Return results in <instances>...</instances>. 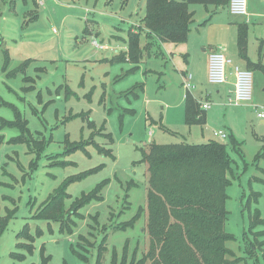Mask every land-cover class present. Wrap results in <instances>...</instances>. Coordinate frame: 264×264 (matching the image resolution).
I'll return each mask as SVG.
<instances>
[{"label": "rangeland", "instance_id": "374dc122", "mask_svg": "<svg viewBox=\"0 0 264 264\" xmlns=\"http://www.w3.org/2000/svg\"><path fill=\"white\" fill-rule=\"evenodd\" d=\"M250 4L263 12L260 0H247V10ZM189 8L194 15L186 42L146 47L142 31V56L131 63L127 36L142 25L145 0H0V224L8 222L0 234V264H41V247L50 264H97L102 240L99 264H112L113 253L118 263L138 259L149 248L148 170L140 162L142 152L151 142L197 144L210 139L226 144L231 161L224 229L232 239L226 246L242 264H264L263 238L260 246L251 245L256 243L253 233L262 227H249L255 208L264 220V158L256 157L264 144V118L258 116L264 110V76L253 71L251 102L228 104L232 94L227 90L233 87L208 82L204 49L228 35L233 47L224 53L231 60L228 78L233 65L244 68L233 29L245 17L231 15L225 6L213 14L212 5ZM259 43L250 35L247 46L253 57ZM5 54L8 71L22 63L24 70L7 77L1 70ZM185 74L191 75L189 90L183 87ZM186 91L199 107L210 104L206 124H185ZM13 107L20 113V127L1 125L15 120ZM215 130L227 137L215 136ZM65 139L91 142L86 146L89 156L81 150L63 155ZM93 144L111 148L115 159L98 153ZM59 161L69 163L52 166ZM99 164H104L100 170L67 188L66 209L101 180H110L101 190V201L77 210L82 218L70 214L76 224L69 223L71 233L60 230L61 222L39 216L65 177ZM251 192L259 197L248 206ZM132 219V225L123 226ZM25 224L30 234H42L35 236L32 254L17 260L9 254Z\"/></svg>", "mask_w": 264, "mask_h": 264}, {"label": "trees", "instance_id": "16d2710c", "mask_svg": "<svg viewBox=\"0 0 264 264\" xmlns=\"http://www.w3.org/2000/svg\"><path fill=\"white\" fill-rule=\"evenodd\" d=\"M191 4L223 7L227 6L228 0H145L142 25L136 28L137 32H131L127 36L129 61L138 63L142 56L140 53L142 31L147 41L146 47H149L150 43L154 45L157 42L174 44L186 42L194 15L189 8ZM208 20L209 18L202 24ZM246 43L247 27L245 24H239L237 27L239 55L246 60L247 66L252 71H259L264 76V63L261 60L252 62L248 59ZM8 64V55L5 54L1 70L6 71L7 77L23 71L25 66V63H22L14 70L8 71ZM13 110L15 120L1 121V125L20 127L18 124L20 113L15 107ZM184 122L188 126L203 125L206 122L204 110L199 107L198 101L190 91H186L184 96ZM20 129L23 130V128ZM108 137L111 143L113 141L111 134ZM262 140L264 141V138ZM65 143L66 148L63 155L81 150L89 156L86 146L92 144L91 142L71 143L65 139ZM233 143L235 144L234 139H232ZM93 146L98 153L115 159L111 148L98 144H93ZM256 157L257 159L264 158V144ZM140 162L147 163L148 170L146 228L149 235V248L138 259L133 257L129 264H146L147 261L150 264H242L243 259L235 257L226 246V242L232 239V236L224 229L228 215L225 207L226 188L230 184L228 175L231 172V161L226 144L215 140L197 144L151 142L148 149L142 152ZM68 163L59 161L53 163L52 166H65ZM103 166L104 164H99L65 177L48 198L39 216L43 219L61 222L60 230L67 228V231L71 233L69 223L72 226L76 224L70 219V214L79 219L82 218L77 210L91 201H101V190L110 180H101L90 191L75 198L66 209L65 202L69 197L67 188L71 183L84 179ZM258 197V192H251L247 205L250 206L252 202L256 204ZM133 220L125 222L123 226L132 225ZM7 223L4 221L0 224V234L6 228ZM258 225L262 227V230L253 233L257 244L251 242L252 248L255 245L260 246L259 238H263L261 245H264V220L255 208L250 216V230ZM41 234L40 231L35 232V236H41ZM35 236L28 232V226L25 224L16 234V238L20 240L15 244L16 250L9 255L14 259L24 260L25 254L33 252ZM21 250L23 252H20ZM103 251L102 240L98 248L97 264H99ZM73 252L76 253L75 250ZM41 264H50V256L45 255L44 247H41ZM112 264H126V260L123 259L118 263L113 253Z\"/></svg>", "mask_w": 264, "mask_h": 264}, {"label": "built area", "instance_id": "2783aa9c", "mask_svg": "<svg viewBox=\"0 0 264 264\" xmlns=\"http://www.w3.org/2000/svg\"><path fill=\"white\" fill-rule=\"evenodd\" d=\"M227 9L231 15L247 16V0H228ZM94 43L96 44L95 41ZM228 64H231V60L223 52L214 51L209 53L207 62L208 82L210 84L226 83V66ZM229 73V75L233 76V89L230 91L232 95L228 97L227 103L231 105H239L251 102L253 91V71L247 68L239 67L238 65H233ZM190 80L191 75L187 74L184 77L183 82V87L186 90H189L190 87H192ZM200 107L205 110L210 108V104L208 102H204L200 105ZM258 116L260 118H264V110L258 111ZM148 133L149 136H151L152 130L150 129ZM213 134L221 139L227 137L226 132L223 130H216Z\"/></svg>", "mask_w": 264, "mask_h": 264}, {"label": "crops", "instance_id": "0c3cea01", "mask_svg": "<svg viewBox=\"0 0 264 264\" xmlns=\"http://www.w3.org/2000/svg\"><path fill=\"white\" fill-rule=\"evenodd\" d=\"M263 1L264 0H260L261 5L264 6ZM225 7L227 8V6H225ZM218 8L219 7H215V9L212 12V14L214 12H216L218 10ZM247 11H248V15H249L250 18H248L246 16H241V17H245V18L240 23L234 24V29H233V31L235 33L234 34V40L236 41V45H237V27H238L239 24H245L246 27H247L246 55H247V57H248V59L250 61L256 62L258 60H261V58L264 59V22L260 20V18L264 17V13H263L264 10H263V12H260V11L255 9L253 4H250V6L248 7ZM205 24L201 23V26H204ZM255 28H257V30ZM190 34H191V30H190L189 35ZM189 35H188V37H189ZM250 35H251V37L253 36L254 40H257V41L260 42L259 43V48H258V51H257L255 57H253L251 54L248 53V47L249 46H247V44L250 43ZM214 42H215V44L209 45L208 51H207V49H204V54H206V56L204 58V60H205L204 68H205L206 72H207V62H208L209 53L214 52V51H220V52L226 53L229 50H231V52H233V47L231 48L230 47L231 46L230 43H228L229 42L228 35L225 36V37L223 35L219 39H216ZM174 45H178V44H174ZM237 49H238V47H237ZM205 51H206V53H205ZM260 54H261V56H260ZM237 55H239V52H238ZM239 60L244 62V65H245L244 68H246V65H247L246 60L243 59L240 55H239ZM186 75L187 74H185L184 76H186ZM223 84H231V86L233 87V76L229 75V78L227 76V82L223 83ZM227 93L230 94V90H227ZM204 112H205V118H206V122H207L206 109L204 110ZM206 122H205V124H206ZM262 122H264V121H262ZM211 140H214V139H210L208 141H211Z\"/></svg>", "mask_w": 264, "mask_h": 264}]
</instances>
